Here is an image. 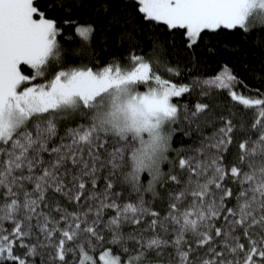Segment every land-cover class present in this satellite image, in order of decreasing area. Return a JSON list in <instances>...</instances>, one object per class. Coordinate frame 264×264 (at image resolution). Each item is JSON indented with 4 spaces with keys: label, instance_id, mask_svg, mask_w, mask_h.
Returning a JSON list of instances; mask_svg holds the SVG:
<instances>
[{
    "label": "snow or ice",
    "instance_id": "snow-or-ice-1",
    "mask_svg": "<svg viewBox=\"0 0 264 264\" xmlns=\"http://www.w3.org/2000/svg\"><path fill=\"white\" fill-rule=\"evenodd\" d=\"M226 31L264 53V0H0V264H264V77Z\"/></svg>",
    "mask_w": 264,
    "mask_h": 264
},
{
    "label": "trees",
    "instance_id": "trees-1",
    "mask_svg": "<svg viewBox=\"0 0 264 264\" xmlns=\"http://www.w3.org/2000/svg\"><path fill=\"white\" fill-rule=\"evenodd\" d=\"M41 5L46 3V0H39ZM64 19H71V17L64 16L58 21L62 27V32L58 39L65 50L66 58H72L73 50L79 47L80 38L75 33L74 26L71 23H63ZM143 45L147 51L150 40L147 35L142 38ZM212 43L219 48H224L228 45V49L224 51V56L231 60L238 73L244 78L245 83L252 89L260 87L261 78L264 77V72L260 71L261 62L264 61V53H262L250 40L244 39L237 32L222 33L220 36L211 37ZM215 64L203 66L202 71H211ZM30 66H25V71H28ZM255 69V71H253ZM264 91V89H261Z\"/></svg>",
    "mask_w": 264,
    "mask_h": 264
}]
</instances>
